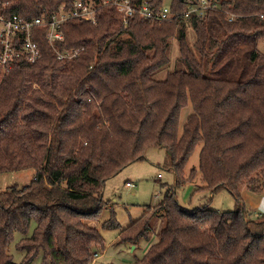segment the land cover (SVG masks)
I'll list each match as a JSON object with an SVG mask.
<instances>
[{
  "label": "trees",
  "instance_id": "trees-1",
  "mask_svg": "<svg viewBox=\"0 0 264 264\" xmlns=\"http://www.w3.org/2000/svg\"><path fill=\"white\" fill-rule=\"evenodd\" d=\"M3 1L7 17L35 18L76 0ZM132 2L139 11L145 0ZM149 2L153 11L166 5ZM169 6L170 21L137 12L127 28L114 6L97 11V25L69 21L56 47L83 48L71 62L38 31L43 59L0 70V175L36 171L26 187L0 192V264H17L9 251L17 232L26 235L18 246L26 264L40 252L51 264H95L106 249L94 226L107 206L105 184L151 148L168 153L175 186L122 231L121 241L136 245L150 238L155 217L164 218L157 242L134 264H264V213L248 219L241 192L264 195V0ZM194 7L202 16H186ZM173 38L178 59L158 79L172 63ZM187 107L192 114L181 126ZM198 146L199 166L185 177ZM198 174L197 190H227L236 209L186 210L176 190ZM103 223L119 227L114 212Z\"/></svg>",
  "mask_w": 264,
  "mask_h": 264
},
{
  "label": "rangeland",
  "instance_id": "rangeland-1",
  "mask_svg": "<svg viewBox=\"0 0 264 264\" xmlns=\"http://www.w3.org/2000/svg\"><path fill=\"white\" fill-rule=\"evenodd\" d=\"M165 4L170 5L171 0H166ZM189 35L192 36L191 30H189ZM170 43L172 63L170 67L158 73V79H164L168 71L174 67L173 60L178 59L179 44L177 39H171ZM258 48L264 54V39L260 40ZM191 114V107L183 110L181 126L184 125ZM200 150L201 147L198 146L192 155L186 168L185 177L190 175L193 168L199 166ZM145 158L143 161L127 166L105 184L103 198L107 206L101 213L100 221L95 222L94 226L102 233L106 242V249L99 256V258L102 256L100 259L96 256L93 257V260L98 261L95 264H134L144 256L152 244L157 242L158 234L165 227L164 218L157 216L152 221V234L149 239H141L136 245L121 241L122 231L141 219L148 207H154L160 203L169 189L172 191L175 186V174L170 169V158L164 148L148 149ZM35 173L34 169H28L1 174L0 192H4L13 186L26 187L32 182ZM159 175H162V177H159ZM127 182L134 183L135 188L127 187ZM202 185L201 177L198 174L194 181L188 182L176 190L177 200L186 210L193 212L195 209L204 206L220 212H229L236 209V201L229 191H213V194H211V190L202 188L197 190ZM241 192L246 210L250 214L248 219H258L264 213V195L254 194L248 191L245 186L242 187ZM157 196H160V198L157 199ZM112 212H114L119 227L114 230L103 228V222L112 217ZM35 226L36 224L33 222L27 236L32 235ZM24 237L26 235L17 232L9 249L14 262L17 264H26L24 261L25 253L18 250V246ZM28 264H51V262L49 260L45 261L43 252H40Z\"/></svg>",
  "mask_w": 264,
  "mask_h": 264
},
{
  "label": "built area",
  "instance_id": "built-area-1",
  "mask_svg": "<svg viewBox=\"0 0 264 264\" xmlns=\"http://www.w3.org/2000/svg\"><path fill=\"white\" fill-rule=\"evenodd\" d=\"M149 0L141 5L139 11L132 0H76L71 6L63 3L54 12H46L41 16L25 17L15 14L7 17L5 9L7 3L0 0V70L6 74L16 63L36 64L43 59L44 53L39 42L35 39L38 31L45 30L48 44L54 50L60 61H73L84 50L60 51L57 43L65 40L63 27L71 20L80 19L97 25V11L106 6H114L122 16L123 26L128 27L129 20L138 12L141 18L152 23L170 21L174 18L169 5L153 11ZM205 4V2H204ZM193 13L202 16L200 8L188 9L186 16ZM38 32V33H37ZM162 177V175H159ZM127 187L134 189L132 182ZM160 196H157V199ZM99 258V256H96Z\"/></svg>",
  "mask_w": 264,
  "mask_h": 264
},
{
  "label": "crops",
  "instance_id": "crops-1",
  "mask_svg": "<svg viewBox=\"0 0 264 264\" xmlns=\"http://www.w3.org/2000/svg\"><path fill=\"white\" fill-rule=\"evenodd\" d=\"M101 257H102V256H101ZM101 257H100V258H101ZM100 258H99V259H100ZM97 262H98V261H97ZM97 262H96V263H97Z\"/></svg>",
  "mask_w": 264,
  "mask_h": 264
}]
</instances>
